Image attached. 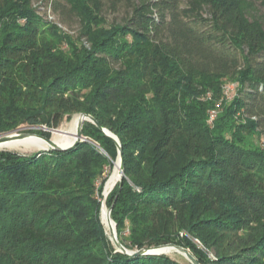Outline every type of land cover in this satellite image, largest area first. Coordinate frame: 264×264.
Listing matches in <instances>:
<instances>
[{
  "label": "trees",
  "instance_id": "obj_1",
  "mask_svg": "<svg viewBox=\"0 0 264 264\" xmlns=\"http://www.w3.org/2000/svg\"><path fill=\"white\" fill-rule=\"evenodd\" d=\"M45 2L0 0V135L90 114L122 147L105 203L124 247L264 264V0ZM82 135L0 150V264H180L115 249L100 210L117 147L90 121Z\"/></svg>",
  "mask_w": 264,
  "mask_h": 264
},
{
  "label": "water",
  "instance_id": "obj_2",
  "mask_svg": "<svg viewBox=\"0 0 264 264\" xmlns=\"http://www.w3.org/2000/svg\"><path fill=\"white\" fill-rule=\"evenodd\" d=\"M78 117H79V123H78V127H77L76 138L71 143H69L67 145L60 146V145H57L54 141H52L50 138H48L44 135L24 133V132L23 133H12L11 132V133L2 134V135H0V143L5 142L7 140L24 138V137L31 135V136H36V137L43 139L48 144V146L46 148L37 150L36 152L49 151V150H57V151L69 150V149L73 148L80 140L85 139L82 135V125H83V122L85 120H87V121L94 123L106 136L110 137L114 141V143L117 147V157L116 158H119L120 176H119L118 181H121L122 177L124 176V162H123V157H122V147H121L120 141L118 140L116 135H114L106 127H103L90 114L80 113V114H78ZM115 184L113 185V187L115 186ZM102 205H103V203H101V209H102ZM111 209H112V206L107 207L106 220L108 221V224H110V226H111V228L109 230L110 240L112 241V243H113V245L117 251H120V252L125 253V254L130 255V256H136V255H142V254H162V253L166 254V252L164 251L165 248H173L174 250H176L175 252L182 254L190 262V264H200V262L196 259V257L187 248L182 247V246L177 245V244H174V243H167V244H162V245L153 246V247H149V248H140V249H133V250L124 247L120 243V241L118 240L117 232H116V224L110 216ZM112 224H113V226H112Z\"/></svg>",
  "mask_w": 264,
  "mask_h": 264
},
{
  "label": "bare ground",
  "instance_id": "obj_3",
  "mask_svg": "<svg viewBox=\"0 0 264 264\" xmlns=\"http://www.w3.org/2000/svg\"><path fill=\"white\" fill-rule=\"evenodd\" d=\"M78 123H79V117H78V115L73 116V118L71 119V121L67 125V127L61 128V129H57V130L53 131L55 134H53L50 139L52 141H54L57 145H60V144H62L64 142V140L67 138V136L70 135L72 129L75 127V135H74V137L72 139H70L69 141L65 142L61 146H64V145H67V144L71 143L76 138ZM28 137L33 138L37 142L34 141V140H31V139H28V138L12 139L14 141L7 140L5 142L0 143V148L1 149L2 148L3 149H15V150H20L22 152L31 151V150H28V149L24 148L18 142H21V143L30 145L33 148L32 150H35V151L40 150V149H44V148H46L48 146L47 142L44 141L43 139H40V138L35 137V136H31V135L28 136ZM34 144H36L39 147H37ZM119 176H120L119 158H116V161L114 162L113 170H112L111 174L108 176L107 180L105 181L104 186H103V190H102V203H103V205H102V209H101V219H102V221H103V223H104V225L106 227V230H108V232H109L111 226H110V224H108V221L106 220L107 206H106V203H105V199H106V194H107V191H108L109 186L116 179L118 181ZM113 185L111 186V188L109 189V191L112 189ZM112 226H113V224H112ZM164 251L166 252V254H170V253H172L173 251H176V250H174L173 248H165Z\"/></svg>",
  "mask_w": 264,
  "mask_h": 264
},
{
  "label": "rangeland",
  "instance_id": "obj_4",
  "mask_svg": "<svg viewBox=\"0 0 264 264\" xmlns=\"http://www.w3.org/2000/svg\"><path fill=\"white\" fill-rule=\"evenodd\" d=\"M46 0H44V3H46L45 2ZM48 3H49V1H47ZM117 17V14H110L109 15V19H113V18H116ZM49 19H51L52 21H54V22H57L58 23V25L64 30V31H66V32H68V33H70V34H73V35H76L77 34V32H78V24H77V22H75L74 20H72L71 21V23H59V21H58V18L56 17V15H54V14H50V17H49ZM233 93H234V85L233 84H228L227 86H226V88H225V96L226 97H228V98H230L232 95H233ZM215 110H211L210 111V114H212V115H215ZM75 116V115H74ZM73 118V116L71 117V119ZM71 119H69V120H64L63 122H61L58 126H56V127H52V128H44V127H38V126H36V127H28V126H26V125H23V126H21L19 129H17V130H15V131H12V133H32V134H36V133H33V132H31V129H41V130H43V131H47L48 133H49V137L48 138H51V136L53 135V134H55L53 131H55V130H57V129H61V128H65V127H67V125L70 123V121H71ZM9 133H11V132H9ZM2 135V134H1ZM0 150H10V151H15V152H18V153H20V154H31V153H33V152H35V150H32V151H28V152H22V151H20V150H15V149H1L0 148ZM115 161H116V159H115ZM114 161V162H115ZM113 167H114V163H113ZM112 170H113V168H112ZM112 170H111V172H112ZM111 172H110V174H111ZM109 174V175H110ZM107 206V205H106ZM101 211V210H100ZM100 214H101V212H100ZM107 232H108V230H107ZM109 233V232H108ZM169 256H171L172 258H174L175 260H177L180 264H190V262L184 257V256H182L181 254H179V253H177V252H175V251H173L172 253H170V254H168Z\"/></svg>",
  "mask_w": 264,
  "mask_h": 264
}]
</instances>
